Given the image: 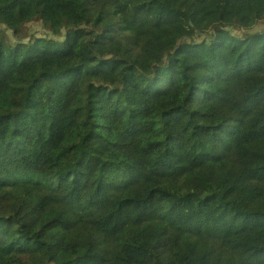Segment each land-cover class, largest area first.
Masks as SVG:
<instances>
[{
  "label": "trees",
  "instance_id": "16d2710c",
  "mask_svg": "<svg viewBox=\"0 0 264 264\" xmlns=\"http://www.w3.org/2000/svg\"><path fill=\"white\" fill-rule=\"evenodd\" d=\"M0 264H264V0H0Z\"/></svg>",
  "mask_w": 264,
  "mask_h": 264
},
{
  "label": "rangeland",
  "instance_id": "374dc122",
  "mask_svg": "<svg viewBox=\"0 0 264 264\" xmlns=\"http://www.w3.org/2000/svg\"><path fill=\"white\" fill-rule=\"evenodd\" d=\"M41 33H43V30H42L40 27L33 28L32 31H31V34H34V35L36 34L37 37H38V35H40ZM232 33H234V34H236V35H239V36H243L242 33H239V32H237V31H234V32H232Z\"/></svg>",
  "mask_w": 264,
  "mask_h": 264
}]
</instances>
